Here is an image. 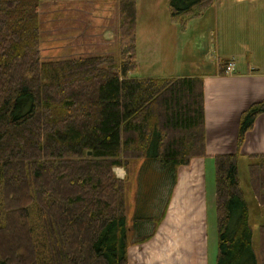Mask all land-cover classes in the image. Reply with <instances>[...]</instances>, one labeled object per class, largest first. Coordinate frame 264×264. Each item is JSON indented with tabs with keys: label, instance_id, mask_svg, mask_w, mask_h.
<instances>
[{
	"label": "trees",
	"instance_id": "1",
	"mask_svg": "<svg viewBox=\"0 0 264 264\" xmlns=\"http://www.w3.org/2000/svg\"><path fill=\"white\" fill-rule=\"evenodd\" d=\"M48 1L57 0H0V264H128L129 165L142 160L154 196L166 195L156 217L133 220L132 244H142L167 213L178 168L205 154L203 81L130 76L136 0H117L118 55L43 57ZM214 1L169 0L171 18L184 27ZM262 113L264 99L246 108L236 152L215 156L216 264H264V225L257 256L238 174L244 135ZM251 158L263 208L264 153Z\"/></svg>",
	"mask_w": 264,
	"mask_h": 264
},
{
	"label": "crops",
	"instance_id": "2",
	"mask_svg": "<svg viewBox=\"0 0 264 264\" xmlns=\"http://www.w3.org/2000/svg\"><path fill=\"white\" fill-rule=\"evenodd\" d=\"M160 1L156 0L154 3L161 5ZM162 1L168 5L170 21L177 25L178 22L173 21L170 15L169 0ZM43 8L45 9L39 15L41 37H50L48 35L51 33L50 30L52 34H60L63 37L58 39L59 43L57 41L51 44L53 46L46 50L50 54L42 55L43 57L63 58L89 55L93 48L108 49L111 45L115 46V52L119 51L116 43L117 22L116 19H113L114 12L117 13V0H57L48 1V4H44ZM137 9L139 11V0H136V38L145 24L143 22L141 26ZM58 14L60 16L56 19ZM66 15L69 18L61 17ZM80 16L84 18H80ZM194 18L203 20L209 18L210 21L209 26L200 27L199 42L195 44L197 48L194 49V53L198 55L196 67L192 68L195 71L191 74H177L160 78H202L205 154L194 157L188 165L178 168L172 199H175L176 194L182 191L190 193L187 197L184 194V198L197 196L196 193L201 189L202 184L198 177L199 171L202 168L205 170L207 160L213 159L215 163L216 155L236 152L240 114L251 104L264 99V0H215L203 12L188 18L185 27L186 23ZM93 21H95L94 24ZM109 51L110 48L106 50V52ZM228 61L234 63V69L232 73L226 74L223 67ZM135 68H137V63ZM259 153H264V113L255 119L253 127L245 133L239 150L238 164L247 156L251 157V155ZM117 168L121 169V167ZM186 169H189L188 172H190L189 180L186 177H180V174ZM115 175L123 179L126 174L123 170H118ZM185 203L183 202V206ZM258 206L262 208L259 203ZM162 240L164 242L165 238L154 240L152 237L148 241L151 244L148 257L151 258L152 264L155 260H160L159 264L182 263L180 256L171 254L174 252L173 246L170 245L171 247L168 249L171 252L167 253L164 249L160 251L156 249L163 244V242L160 243V246L158 244ZM131 246H144V244H130L129 247ZM127 259L128 264H134V256H131L129 251ZM164 259L170 261L165 262ZM154 263L156 264V262Z\"/></svg>",
	"mask_w": 264,
	"mask_h": 264
},
{
	"label": "rangeland",
	"instance_id": "3",
	"mask_svg": "<svg viewBox=\"0 0 264 264\" xmlns=\"http://www.w3.org/2000/svg\"><path fill=\"white\" fill-rule=\"evenodd\" d=\"M155 1L139 0V11L138 9L137 11L139 12L141 26L143 22L145 24L143 30L136 38L137 68L130 72V76L133 78H160L163 76L193 73L195 70L193 71L192 68L196 67L198 57L197 53H194V49L197 48L195 44L199 42L198 34L201 30L200 27L210 25L209 18L206 20L191 19L186 23V27L184 26V28L179 23V25L177 23L175 25L170 21L167 3L165 4L161 0L160 2L162 4L157 5L154 3ZM43 6L40 7L39 11L42 12L45 9ZM87 9L89 8L87 7ZM116 11L117 13L114 12L113 19H116L118 27V8H116ZM59 16L58 14L57 17ZM61 17L69 18L68 15ZM80 18L84 17L80 16ZM94 23L95 21H93ZM43 28H45L44 25ZM50 32L48 34L50 37H41V54L43 56L50 54L46 50H49L53 46L51 44L57 41L59 43L58 39L63 38L60 34H52L51 30ZM111 46L108 47V49L110 48L109 52H106L108 50L106 48H93L92 46L93 50H91V54L89 55H118V52H115V46ZM141 162L142 160L131 162L128 168L129 172L127 173V223L130 228L128 232L129 244H132L133 241L139 238L138 230H136L139 225H134L133 220L143 216L156 217V212L153 210L160 213L165 204L166 195H162L163 197H160V194L159 196H154L157 191L150 184L151 180L149 179H152V176L145 169L142 168L140 170ZM213 163V159L207 160L205 170L202 168L198 173L199 180L202 184L201 189L196 193L197 198H194L199 203L198 208L196 207L194 211V215L191 214L194 209V206L191 205V198H184V194L186 197L189 196V191L178 192L181 194L177 193L178 195L176 194L175 199L171 198L167 213L153 235L154 240L156 238H165L164 242L163 240L158 242L159 246L160 243L163 242V244L160 247L158 246L159 248H156L157 250L164 249L167 253L171 252L168 248L173 246L174 252L171 254L180 256L182 263L179 264H216L218 234L215 206V163L214 165ZM251 163H253V159L250 156L240 161L238 164V173L240 187L243 191L245 201H247L249 206L250 225L253 235L252 245L254 249H257V256H259L257 248L259 245V226L261 223H264V208L258 206L250 185L248 167ZM118 170H123L126 174V171L122 168L115 167L113 171L117 173ZM151 170L157 174L156 170L153 168ZM188 171L189 169H186L185 172L180 174V177H186L189 180L190 172ZM144 176H147L149 179L144 178ZM202 193L204 194L203 196ZM153 202L154 206H152ZM176 202L177 206L173 211ZM183 202H186L184 206ZM197 211H199L198 217ZM149 228L152 229V226ZM149 228L145 226L143 232H150ZM142 244L144 246H131L128 248L130 255L134 256V264H152L151 258L148 257L151 244L148 241ZM164 261L169 262L170 260L166 261L164 259ZM154 262L159 264L160 260H155ZM154 262L153 264H155Z\"/></svg>",
	"mask_w": 264,
	"mask_h": 264
},
{
	"label": "bare ground",
	"instance_id": "4",
	"mask_svg": "<svg viewBox=\"0 0 264 264\" xmlns=\"http://www.w3.org/2000/svg\"><path fill=\"white\" fill-rule=\"evenodd\" d=\"M194 198H197V197H193V198H191V205H193L194 206V209L192 210V212H191V214H193L194 215V211H195V209H196V207L198 208V205H199V203H198V201L196 200V199H194ZM180 202V201H179ZM177 206V202H176V204L174 205V209H173V211L175 210V207ZM181 209H182V207H181ZM171 213H173L172 211H171ZM199 216V211H197V217ZM193 218H194V216H193Z\"/></svg>",
	"mask_w": 264,
	"mask_h": 264
},
{
	"label": "built area",
	"instance_id": "5",
	"mask_svg": "<svg viewBox=\"0 0 264 264\" xmlns=\"http://www.w3.org/2000/svg\"><path fill=\"white\" fill-rule=\"evenodd\" d=\"M234 64L233 62H227L225 64L224 72L225 73H230L233 70Z\"/></svg>",
	"mask_w": 264,
	"mask_h": 264
},
{
	"label": "water",
	"instance_id": "6",
	"mask_svg": "<svg viewBox=\"0 0 264 264\" xmlns=\"http://www.w3.org/2000/svg\"><path fill=\"white\" fill-rule=\"evenodd\" d=\"M91 153L90 152H88V155H90Z\"/></svg>",
	"mask_w": 264,
	"mask_h": 264
}]
</instances>
